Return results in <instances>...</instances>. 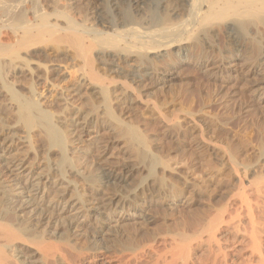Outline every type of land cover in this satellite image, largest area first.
Wrapping results in <instances>:
<instances>
[{
  "label": "rangeland",
  "instance_id": "obj_1",
  "mask_svg": "<svg viewBox=\"0 0 264 264\" xmlns=\"http://www.w3.org/2000/svg\"><path fill=\"white\" fill-rule=\"evenodd\" d=\"M23 1L26 2H24L25 6L27 4L29 7L37 4L35 6V8L38 6L36 11L39 10L40 13L44 12L45 14L51 15L49 20L57 23V25H59L58 23H61L60 26L63 24L64 18L60 17V15L56 12L61 11L70 17L73 16L72 18H74L76 22L79 21L81 24H86V26L96 29L105 35H114L122 31L121 23L123 22H121L122 19L119 15V8L122 6V4H124V0H117L119 7L118 11L116 12L113 10L114 7H111L113 1L106 0L108 7L107 16L102 10V0ZM53 3L57 4V6L59 4V11L55 10V4ZM65 6L67 7L65 10H63V7ZM149 11L150 13L147 16L150 17L151 14V17H155L156 20H158V16L161 17L160 19L163 21L168 19L165 13L156 15L157 13L154 11V9ZM151 11L153 12V16ZM117 12L118 16L115 15ZM99 13L101 14L100 22L95 18V16ZM83 18L84 22L82 21ZM141 26L143 28L148 27L147 24H142ZM123 29L125 31L127 28L125 29L124 27ZM218 30L219 33L216 37V41L214 40L212 43L209 41V44L213 45L214 47H212V52L214 53H205L203 48L197 46L198 44L196 43L195 36L191 35L189 40H187V45L190 47L189 50H191L186 53L188 54L186 57L181 55L177 56L178 54H176L175 49H171L169 50L170 52L168 51L169 53L165 55L167 58L164 56V59L161 58L159 61H157L158 64L156 62V64L153 63L155 60H151V62L146 61L148 63L144 61L145 68L141 65L140 67H143L145 70L150 69L151 71L153 69V71H148V73H151V76L145 77L142 82L139 81V83L136 84H129L130 78L126 75L130 71L135 70L134 72L138 71V74L134 73V75L136 74V76L139 77L141 73H139L138 68L140 67L138 65L133 64L132 67L129 68L127 65L130 62L123 60V63L120 62L118 64V66L121 65L120 67H122V74L113 75L108 72V70H111L110 68L113 67L112 65L109 66V64H106L102 58H99L96 55V51L92 53L93 55L91 54L93 69H96V71L100 74L106 75L108 79H111L110 81H105V86H103L106 88V90H108V104L116 114V118H120V121H123L122 125H131L137 129L138 133H140L146 140L145 145L148 147L147 149L144 148L146 151L149 150V153L151 152V155H156L157 158H160L161 155V157H165L163 160L167 159L165 160L166 164H169L167 169H165L164 166V169L161 168V166L160 168L158 167V169L156 167L154 170L157 172H152L150 176L147 175L149 173L147 165L148 161L142 160L141 162V160L139 161L136 159L137 157L134 155V149H130L132 147L128 145L129 143L127 144V141L124 140L123 137L120 138L119 134L121 133L118 130V126H116L118 124L114 123L113 125V121H109L110 119H107V121L104 117L105 115L103 116L102 106L104 107V105L101 104L103 100L100 99L101 96H99V87L94 85L93 88H91L90 85L85 83L83 85V82H80V80L78 81L75 63L71 59L75 53L74 48L68 47L67 49L65 48V50L60 49L62 54H59L60 51L56 54L54 53L56 56L55 60H59L58 63L56 62L51 65L56 64L59 67L56 69V73H58H55L57 77L55 74L48 76L46 73V67L50 65V62L49 64L47 63L51 59L49 57L46 59L45 57L43 59L40 58L41 60L36 59L34 65L38 64L37 68L41 67L38 69L37 74H31V72L27 73L23 71L25 74H27L25 76V83L22 84V87L24 86V88L27 87L25 89H28L31 85H29V83H32L34 80L33 83L35 85L33 84V86L37 89V92L42 93L41 96L43 99L41 100V103L44 104L43 108L47 110L50 108V111L54 112V116L56 115V120H59V124L57 123V126H61L60 128L67 132V156L68 158H72L70 160L74 162L73 166L76 165L75 169L77 168L79 175L81 172V174L83 173L84 176H90L91 174L93 175V173L90 172L101 168L105 170L108 169L109 171L111 170L117 174L119 173L118 176H122V174L128 175V173L130 175L132 172L130 175L131 177L129 176L126 182L127 184H131L129 187L126 183H119L114 187H108L109 189L107 190H105L106 188L98 189L96 186L90 187V185L86 184V182H81V179L79 180V178L71 177L72 179L70 180H79V185L77 183L76 186L78 187V190H80V193H82L84 197L83 200L89 201L86 203V205L88 207L90 206L89 208H91L95 204L94 206L100 209L98 211L99 213L100 211L104 210V212H102L104 213L102 214L104 216L89 211V209H86L87 207L85 208L86 210L82 208L80 211L77 210L78 212L75 211V207L79 208L80 206H77V202L73 203L74 199L71 198L72 188L69 189V192L63 191L65 194L63 198L58 200L59 204L56 202V199L51 200L54 194H51L49 196L50 198H48L46 201L44 200V195H46V192L48 188L51 187V185L48 180L43 179V177L46 176V172H42L46 167H53L52 169H56L55 163H57L58 156L56 153L47 154V147H45L43 144L44 141L42 140V136L40 134L33 132L30 134L33 136V138H29L28 140L27 134L22 129L16 128L17 125L14 123L13 117L11 118L13 113L9 112L10 110L7 109L4 110L5 112L1 111L2 108H0V126L2 127V124H5L4 130L7 128L5 131L10 132V134L7 136L6 132H3V130L0 129V155L3 156L0 158V185L11 184L12 182H15V179L17 180L18 177L16 178L15 173H11L10 170L5 168V164L7 162H17L19 158L20 160L22 158L25 164L19 171L22 172L19 175V177H21L20 181L23 180V174L27 175L26 178L32 176L31 181L33 183H37V179L41 178L40 181L42 184L47 185V189L44 190L43 186H40L41 193L39 191L38 192L40 194L38 192L36 193L38 199L40 197L39 201L45 203V206L48 204L46 207L54 205L53 207H56V209L58 208L57 211H62V213L70 211L71 213L69 217H73L74 221L78 219L75 222L72 221L73 229L70 231L72 234V241L77 240L76 242L82 245L85 243V246L89 248L91 247L92 250L94 249L97 251L102 247L113 248L114 246V248H116L118 247V243H120L119 246L121 245L122 241V243H124V240L129 237L127 234L125 235L126 232H124L122 228L123 226H126V224L128 227H131L132 225L130 233L135 234L134 231H136L139 237L137 239L140 240L143 237L145 231H148L150 234H156L158 233V230L160 232V229H163V227L160 226L172 225L173 223L171 222L173 221V218L170 217L169 213H171L173 210L175 211L174 213H179L184 210L189 211L190 208H192L191 211H210L214 209V207L219 208L222 202L224 203V201H226L228 198H231L230 195L233 196V194L236 193V190L239 189L237 187H240L239 181L240 179L242 180L243 177L244 178L242 181L244 184H247V188H254L252 185L254 184V179H256V183L258 185L259 183L261 184L263 182L262 180L264 179V53L261 55H254L255 53L250 51L245 53H231L226 51V38L221 31L222 29L219 28ZM221 34L222 36H220ZM63 36L64 34L61 32H57L53 35L45 32L44 40H46L48 43H51L52 40L61 41V44L65 46L66 43L65 39H63ZM48 43L45 44L47 45L45 48L48 47V49H51V46H48ZM38 50V53L46 51L44 49V45L40 46ZM247 53H250V55ZM251 53H253V55ZM57 54L59 55L57 56ZM95 55L96 58L94 57ZM147 56L149 58H154L153 54H148ZM106 59L110 60L111 57ZM75 60L77 62V59ZM259 63H261V65ZM147 64L149 65V68L147 67ZM34 65L31 67L37 66ZM136 69L138 70L136 71ZM45 79H47V82L51 81L52 87L50 83L46 84L45 81L43 82ZM54 84L56 87H53ZM100 112H102V116ZM87 113L91 114L89 120L90 124L85 126L82 124L83 121L81 118ZM4 114L8 116H5ZM64 126L67 129H64ZM114 128L117 131L114 130ZM70 134L72 135L70 136ZM3 136L6 138L9 137V139H3ZM27 140L28 142H31L28 144V146L26 143ZM127 145L130 147L128 148ZM29 146H32L31 149ZM151 155L149 157H151ZM229 157L233 158V160L231 159V161ZM133 158L141 163L138 161L136 162ZM153 158L154 157H151V159ZM229 160L233 163H231ZM135 162L140 166L135 164ZM132 165L133 167L135 166V168L131 167ZM142 166L147 168H143ZM28 167H31L29 171ZM136 168L137 170L134 171ZM233 170L236 171L234 172ZM153 174L158 175H154V178L152 176ZM148 176L153 177L156 182L154 179H151ZM260 176L263 178L260 179ZM144 177H147V179L149 178V180H144ZM161 178H163V180ZM142 179L143 181L141 184H143V186L145 183L147 184L150 181L149 184H147L149 187L145 184V188V186L143 187L141 184H139ZM164 179L166 181H164ZM247 179H251L250 182ZM51 180L54 179L52 178ZM152 182L155 183L152 184ZM157 182L160 185H157ZM248 182L250 183V186ZM256 183L254 185H257ZM133 185H136V188L140 187L138 190L136 189L135 201V196H127L129 194H127V192L134 188ZM124 187H126V189H124ZM94 188H96V190H94ZM263 189L264 187H262V192H264ZM111 193L114 196L118 195L117 200L118 197L122 200L127 196L126 200L125 198L123 199V204L128 199L129 201H127L126 204H131L133 200V202L138 205L139 209L147 211L148 214L146 213V215L148 216H146V218L147 221L149 220L150 222H145V225L144 222H142V220L139 218H131V220L123 221L126 213L122 211L118 205L116 206V201L112 202L109 199L110 195L112 196ZM106 197H108V199ZM174 197L178 198V200L180 199L178 202L179 205H174L171 203V201L175 199ZM95 198L98 200H95ZM103 199L105 200L103 201ZM154 200L161 203L160 205H162V207L160 209L163 210V213H158V215L157 213H151L150 211L148 212V210L154 211V207L151 205ZM103 204L104 208L102 207ZM110 204L112 206H110ZM112 211L115 212L114 215ZM108 212L110 214H108ZM160 214L163 218H161ZM164 217L167 218L165 219ZM51 220V224H53L54 220L52 218ZM118 220L120 222L122 221L120 223V228L119 226L115 225L118 224L115 223ZM123 223H125V225ZM34 224L36 225V223ZM42 226H40V230H47L51 234L55 232L54 224L51 225V227H47L46 225L44 226V224H42ZM134 228L137 229L135 230ZM106 229L109 230V232ZM56 232L63 234L64 227L61 226V228H56ZM102 239L105 240L101 241ZM113 239H119L118 241L120 242L116 241V243L115 240L113 241ZM115 243L116 245H114ZM240 248L241 245L238 243L235 248L233 247V252L241 250ZM17 250L19 252L15 254H18V257L21 256L19 261H23V264H40L39 258L36 256L33 250L27 249L21 245L17 246ZM238 252L235 254L233 253L235 256L237 255L236 257L231 254L232 258L237 261V264L241 260ZM240 252L242 255L245 254V257H247L249 251L247 252V250H241Z\"/></svg>",
  "mask_w": 264,
  "mask_h": 264
},
{
  "label": "bare ground",
  "instance_id": "obj_2",
  "mask_svg": "<svg viewBox=\"0 0 264 264\" xmlns=\"http://www.w3.org/2000/svg\"><path fill=\"white\" fill-rule=\"evenodd\" d=\"M111 1H113L111 7H114V12L118 11L119 6L117 0ZM24 2L25 1L23 0H0V108H2L1 111L7 109L10 110L9 112L13 113V115H11V118L13 117L14 123L17 125H15L16 128L22 129L27 134L28 140L29 138H33V136L30 134L36 132V134L38 133L42 136V140L44 141L43 144L45 145V147H47V154H57L58 160L57 163H55L56 165L54 164L56 166V169H52L53 167L50 166L52 168L46 167L42 172H46V176H44L43 179L48 180L51 185V187L48 188L46 195H44V200L46 201L48 198H50L49 196L51 194H54L51 200L56 199V202L58 203V200L64 197V192H69V189L72 188L71 198L74 199L73 203L77 202V206H80L79 208L75 207V211H80V209L82 210V208L85 209L87 207L86 209H89V211L94 212L95 214H104L102 213L104 212V210L100 211V213L98 212L100 209L94 206V203L91 208H89L90 206L88 207L86 205V203H88L89 201L83 200L84 197L76 186L80 179L81 182H86V184H89L90 187L96 186L98 189L106 188L105 190H107L111 188L110 186L114 187L119 183H126L128 177L132 172L130 173V175L128 173V175L122 174V176H118L119 173L117 174L112 172L111 170L109 171L108 169L105 170L101 168L96 169V171L93 170V172H90L93 173V175L91 174L90 176H84V174H81V172L79 175V171L77 170V168L75 169L76 165L73 166L74 162L70 160L72 158H68L67 156V132L63 131V129L60 128L61 126H57L59 120H56V115L54 116L53 114L54 112L50 111V108L48 110L43 108L44 104L41 103V100L43 99L41 96L42 93L37 92V89L33 86L34 80L32 79L33 82L29 83V85L31 84L32 86H28V89H25L27 87H22V84L25 83L24 81L26 74L30 72L31 74H37L38 69L41 68H37L38 64H36L37 66L34 65L36 59H43L44 57L45 59L47 57L51 58L50 61L47 60V63L49 64L50 62V65H48L47 67L44 66L46 67L47 71L44 72H46L47 75L50 76L51 74H55L57 71L56 69L59 68L56 64L51 65L56 62L58 63L59 59L55 60V54L59 51L61 52L60 49L65 50V48L67 49L68 47L74 48V56L70 58L75 63L76 72L78 74V81L80 80V82H83V85L84 83L90 85L91 88H93L94 85H97L99 87V96H101L102 98L100 97V99L103 100L101 104L104 105V107L102 106L103 111L101 110L103 112V116L105 115L104 117L106 120L110 119L109 121H113V125L114 123L118 124L115 125L118 126V130L121 133L119 134L120 138L123 137V139L127 141V144L129 143L128 145L132 147L130 149H134V155H136L137 157L135 158L139 161L141 160V162L142 160L148 161L147 165L149 173L147 172V175L150 176L152 172H157H155L154 170V168L156 167L158 169V167L160 168L161 166V168H163L164 166V168L167 169V167L169 166V164H166L165 162V160L167 159L163 160L165 157L162 156V158L161 155L160 158H157L156 155H151V152L149 153V150H147V152L146 149L148 147L145 145L146 140L140 133H138L137 129H135L131 125H122L123 121H120V118H116V114L108 104V90L104 88V82L107 80L110 81L111 79H108L104 74L98 73L96 69H93L91 60V56L93 55L92 53L96 51V55L99 58H102L106 64H109V66H113L110 68L111 70H108V72L113 75H121L122 67H120L121 65L118 66V64L123 60L131 63H129L130 65H127L129 68L132 67L133 64L138 65L139 67L140 65L144 66L146 61L151 62V60H155L153 63L156 62L158 64L157 61H159L167 53H169V50L171 49H175L176 54H178L177 56L181 55L183 57H186V55H188L186 53L191 50H189L190 47L187 45V40H189L191 35L195 36L196 43L198 44L197 46L203 48V51L205 53L210 54V52L213 51L212 49L214 47L209 43H212V41L214 40L216 41V37L219 33V28L222 29L221 31L226 38V51H229L231 53H245L247 51H250L255 53L254 55H261L262 53H264V0H124V4H122V6H120L119 8V15L122 19L121 22H123L121 23L122 31L114 35H105L104 33L86 26V24H81V22L78 21L80 23L79 24L78 22H76V20H74V18H72L73 16L70 17L61 11L56 13L59 14L60 17L64 18V21L61 26V23H58L59 25H57V23L49 20V17L51 15L45 14L44 12L40 13L39 10L36 11V8H38V6L36 8L35 6L37 4H34V6L32 7H29L26 4V7V2ZM101 3L103 4L102 10L107 16V1L102 0ZM58 6L57 4H55V10L57 11H59L58 9H60V7ZM66 7L67 6L63 7V10H65ZM151 9H154V11L157 13L156 15L165 13L168 19L163 21L159 16L158 20H156L155 17H151V14L150 17L147 16L149 15V10ZM117 14L118 12L115 13V15ZM95 18L100 22L101 14H97ZM83 20L84 18L82 19V21ZM142 24H147L148 27L143 28L141 26ZM124 27L125 29L127 28L125 31L123 29ZM45 32H48L51 35L57 32L63 33V39H65L66 45L64 46L63 44H61V41L57 40H52L51 43H48L46 40H44ZM220 36H222V34ZM47 43L48 46H51V49H48V47L45 48V46H47L45 44ZM42 45H44V49L46 51L42 50L43 52L38 53L37 51H39L38 49ZM60 52L59 54H62V52ZM253 53L251 54L253 55ZM59 54H57V56ZM148 54H153L154 58H149L147 56ZM247 54L250 55V53ZM96 55L94 56L95 58ZM105 57H111V59L108 60ZM75 59H77V62ZM259 64L261 65V63ZM32 65L36 67H31ZM149 65L147 66L148 68ZM144 68H138L139 73H141L139 77L136 76V74H138V69H136L137 72H134L135 68L133 69L134 71H130L129 73L127 72L128 74L126 76L130 78L129 84H136L139 83V81L142 82L145 77L151 76V73H148V71L152 72L153 69L151 71L150 69L145 70ZM23 71L27 73L25 74V72ZM134 73L136 74L134 75ZM44 81L46 82V84L50 83L51 85V81H49V79V82H47V79L43 80V82ZM55 84L53 85V87H56ZM102 112H100V114ZM90 115V113H87L84 115V117L81 118L83 121V125L88 126L90 124ZM4 126L5 124H2V127L0 126V129H2L3 132H6L5 130H7V128H5L4 130ZM63 128L67 129L65 128V126ZM114 130L116 129L114 128ZM6 134L8 136L10 132H6ZM71 135L72 134H70V136ZM3 139H9V137H4ZM28 140L26 142L27 146L29 143H31L28 142ZM148 154H150L151 157L154 158L151 159V157H149L150 155ZM2 157L3 156L0 155V158ZM135 158L133 159L136 161ZM231 159L233 160V158H230V160ZM17 162H7L5 164V168L10 170L11 173H15L16 178L18 177L17 180L15 179V182H12L11 184L0 185V264H23V261H19L21 256L18 257V254H15L19 252L17 250V246L20 245L26 247L27 249L33 250L36 256H38L40 264H237V261L232 258L231 254H235L238 251L240 255L238 256L241 258L239 262L240 264H264V192H262V187H264V179L261 183L263 185H261L260 183L258 185L256 183V179H254L255 181L252 182L254 184L256 183L257 185L252 184L254 188L249 187V189L247 188V184L245 183V185L243 183V177L242 180L240 179L241 182L239 181L240 187H237L239 189L236 190V193H234L235 195H230L231 198H228L226 201H224V203L222 202L220 207H217L218 209L214 207V209L210 211L198 210L200 211L198 212L197 210L191 211L192 208H190L189 211L184 210L179 213L176 211L178 214L174 213L175 211L171 209L173 210V213H169L170 211L168 213L170 214V217L173 218V221L171 222L173 224L160 226L163 227V229L161 228L162 230L158 226L160 232L157 228L158 233L155 232L156 234H150L148 231H145L143 237L140 240L137 239L139 237L136 231H134L136 235L134 233H130L132 225L131 227H128V225L126 224V226H123L122 228L124 232H126L125 235L127 234V236L129 237H126L127 239L124 240V243H122V241L120 246V243H118V247L116 248H114V246L113 248L102 247L100 250L96 251L94 249L92 250L91 247L89 248L85 246L86 244L84 243V241L83 243L85 245L77 243L76 239V241H72L73 239H71L72 234L70 233V231L71 229H73L72 221H74V218L69 217L71 212L66 211L62 213V211H57L58 208L56 209V207H53L54 205L46 207L48 204L45 206V203H42V201L40 202V197L38 199L36 193L38 191L40 192L41 185L43 186L44 190L47 189V185L42 184V182L40 181L41 178L37 179V183H33L31 181L32 176L26 178L27 175L24 174L22 176L23 180L20 181L21 177H19V175L22 172L19 171L23 168L25 163L23 162L22 158L21 160L19 158ZM136 162L135 164H138ZM131 167H133V165ZM142 167L144 168L145 166ZM133 168H135V166ZM137 168L134 171H136ZM30 169L31 167H28V171ZM154 175L158 174H153L152 176L154 177ZM51 176L54 180H51ZM71 177L79 178V180H70L72 179ZM153 177L149 178L154 179L155 177ZM260 177V179L263 178L262 176ZM149 178L147 179V177H144V180H149ZM163 178L161 179L163 180ZM165 179L164 181H166ZM142 181L143 179L139 184H141ZM149 182L147 184H149ZM154 183L152 182V184ZM147 184L146 186H148ZM156 184L160 185L158 184V182ZM127 185L129 187V185L131 184ZM135 186L131 189V191L129 190V192H127V194L129 193L127 196L136 195V189L138 190V188L140 187L136 188ZM141 186H143V184H141ZM124 189H126V187H124ZM94 190H96V188H94ZM117 196H114L112 194V196L110 195L109 199L112 202L116 201V206L118 205L121 210L126 213L123 221L131 220V218H139L146 225L145 222L149 221H147L146 218V216H148L146 215L147 211L139 209L138 205L134 203L133 200L131 204L127 205L126 202L129 201V199L125 201L127 196L124 197V204V198L122 197L123 199L121 200V198L119 199L118 197L117 200ZM106 198L108 199V197ZM174 198L175 199L171 201V203L176 205L178 204L180 199L178 200V198ZM95 200L98 199L95 198ZM104 200L105 199H103V201ZM135 200L136 196L134 201ZM160 204L161 203L154 200L151 204L154 207V211L148 210V212L150 211L151 213L153 212L157 214L163 213V210L160 209L162 207V205ZM110 206L112 205L110 204ZM102 207L104 208V204ZM109 212L108 214H110ZM112 212L114 215L115 212ZM51 218L54 220L53 224L55 226V232L51 234L47 230H40V226H42V224H44V226L46 225L47 227H51V225H53L51 224ZM161 218H163L162 215ZM121 222L118 220L117 222H115L118 224L115 225L119 226L120 228ZM34 223H36V225ZM123 224L125 225V223ZM61 226L64 227L63 234L60 232H56V228H61ZM107 231L109 232V230ZM115 239H113V241ZM104 240L102 239L101 241ZM118 240H115V242H120ZM116 243L114 245H116ZM238 243L241 245L240 249L242 251H249L247 257H245V254L242 255V253L240 252L241 250L233 252V247L235 248Z\"/></svg>",
  "mask_w": 264,
  "mask_h": 264
}]
</instances>
